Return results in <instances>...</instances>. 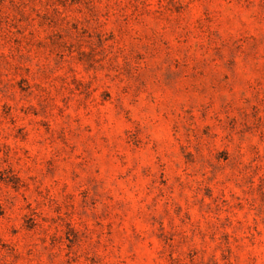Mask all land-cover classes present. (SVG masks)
Segmentation results:
<instances>
[{
    "label": "rangeland",
    "instance_id": "1",
    "mask_svg": "<svg viewBox=\"0 0 264 264\" xmlns=\"http://www.w3.org/2000/svg\"><path fill=\"white\" fill-rule=\"evenodd\" d=\"M0 264H264V0H0Z\"/></svg>",
    "mask_w": 264,
    "mask_h": 264
}]
</instances>
